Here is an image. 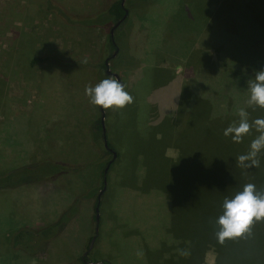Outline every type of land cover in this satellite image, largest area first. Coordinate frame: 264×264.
Instances as JSON below:
<instances>
[{"label": "rangeland", "instance_id": "obj_1", "mask_svg": "<svg viewBox=\"0 0 264 264\" xmlns=\"http://www.w3.org/2000/svg\"><path fill=\"white\" fill-rule=\"evenodd\" d=\"M112 1L0 0V174L44 161L59 171L40 164L39 180L0 189V264H88L93 237L91 263L264 264V223L251 238L214 237L225 197L249 182L264 191V154L259 168L236 162L258 133L238 144L223 135L240 108L264 117L247 103V81L264 69V0L124 1L107 69L134 102L102 108L116 158L94 235L111 154L85 88L112 77L102 63L113 23L94 26ZM87 16L88 26L67 20ZM33 57L47 60L30 66ZM65 210L42 249L13 244L21 230L47 239Z\"/></svg>", "mask_w": 264, "mask_h": 264}, {"label": "clouds", "instance_id": "obj_2", "mask_svg": "<svg viewBox=\"0 0 264 264\" xmlns=\"http://www.w3.org/2000/svg\"><path fill=\"white\" fill-rule=\"evenodd\" d=\"M86 63V61H85ZM249 106L264 109V69L256 71L253 78L247 81ZM85 95L94 106L108 109H123L134 102L125 86L115 77H108L94 87L85 88ZM238 121H233L223 132L224 137H231L232 142L242 143L245 136L253 129L258 135L251 141L249 150L237 157V165L242 169L259 168L261 155L264 154V117L249 119L244 108L238 110ZM217 230L214 237L218 244L226 241L247 239L253 236L256 223H264V191L258 190L254 183H246L242 191L231 198L225 197L222 203V214L215 220ZM182 256L189 255L187 250H179Z\"/></svg>", "mask_w": 264, "mask_h": 264}, {"label": "trees", "instance_id": "obj_3", "mask_svg": "<svg viewBox=\"0 0 264 264\" xmlns=\"http://www.w3.org/2000/svg\"><path fill=\"white\" fill-rule=\"evenodd\" d=\"M61 9H62V7H61ZM61 9L60 10L58 9V11L60 12V13L58 12V14L63 19H65L66 16L62 13V10H64V9H62V10ZM99 14L101 16H104V19H103L104 21L97 22V24H95L94 26H96V25L97 26H99V25H107L109 23H113L114 24L123 15V9L120 7V0L112 1L107 6V8L104 11L96 14L95 16H98ZM92 17H94V15L93 16L92 15L89 16V18H92ZM86 18H88V16L84 17V18H82L80 20H78V19H67V20H69L71 22H81L82 25H86V23L90 24V22L85 21ZM122 22H124V20ZM86 26H88V25H86ZM107 39H108V41H107L108 44L111 45L110 37L107 36ZM46 60H47L46 57H33L29 61V64H30V66H34L35 64L40 63V62H44ZM99 119H100V117H99ZM99 119L96 121V128L98 130H100ZM101 141H102V135H101ZM107 147L112 150V148L110 147V145L108 143H107ZM103 149L105 150V152H107V153L109 152L104 147H103ZM112 163L113 162H111L110 165L108 166L107 171L110 169ZM40 164L43 166V170L47 171L48 175H49L50 169H53V168H54L52 170L53 174L59 172V171H57L58 169L55 168L56 164L52 163V162H48V161H44V162H41L39 164L22 165L20 167H15L9 173L0 174V189L1 188H5V187H17V186H19L21 184H24V183H27V182L39 180L40 177L42 176L40 174V171H41ZM106 164H107V162H105L104 167L106 166ZM58 168L60 169V167H58ZM44 174H45V177H48L46 173H44ZM105 175H103V173L101 171V174H100L101 181L99 183V190L102 187L103 178L106 179ZM104 193H105V191L102 193L101 197L103 196ZM101 197H100V201H101ZM96 201H97V199H95L93 207H95ZM100 201H99V204H100ZM98 207H99V205H98ZM68 210L67 211L65 210L64 212H62V214L59 216V218L57 219V221L55 223H52V224L48 225L47 227H45V228L53 229L52 232H50V233L48 232V235H47L48 238L47 239L44 240V239H42L39 236V232H41V230L37 231L35 234L34 233H29L26 230H21V231H18L13 236V239H12V240H14L13 244L15 246L16 245L17 246L20 245V246H23V248H25V249H29V247L27 248L26 245H21V242H24V244H28V245L31 244L32 245V249L31 250L40 249V248L42 249V247L44 246V243L46 242V240L50 239L57 232H59L63 228V226L65 225L66 221L70 218V217H66L67 216L66 214H67ZM39 244H41V245H39ZM37 245H39V247Z\"/></svg>", "mask_w": 264, "mask_h": 264}, {"label": "water", "instance_id": "obj_4", "mask_svg": "<svg viewBox=\"0 0 264 264\" xmlns=\"http://www.w3.org/2000/svg\"><path fill=\"white\" fill-rule=\"evenodd\" d=\"M122 3H123V0H120V5H122ZM126 15H127V12H126V10H124L122 17L111 27V29L109 31V35L111 37H112L113 30L125 19ZM115 52L111 55V57L115 54ZM105 75H109V76L115 77L120 82V80H119V78H118V76L116 74H113L110 71H108L106 64H105ZM99 110L101 111L99 123H100L101 131H102V145L107 151L111 152V159L107 162V164H106V166L104 167V170H103V175H105L106 172H107L108 166L116 158V155L113 153V151L111 149H109L107 147V142H106L105 134H104V128L102 126V120H103L102 107H99ZM105 182H106V180H105V178H103L102 187H101V189H100V191H99V193L97 195V201H96L95 208H94V221H95L94 235H96V231H97L99 199H100L102 193L105 190ZM93 240H94V237L91 239L89 247H91ZM90 264H102V263L101 262H95V263H90Z\"/></svg>", "mask_w": 264, "mask_h": 264}, {"label": "flooded vegetation", "instance_id": "obj_5", "mask_svg": "<svg viewBox=\"0 0 264 264\" xmlns=\"http://www.w3.org/2000/svg\"><path fill=\"white\" fill-rule=\"evenodd\" d=\"M124 1H125V0H123L122 5H120V7L123 9V11L126 10V9L124 8ZM126 12H127V10H126ZM126 16H127V15H126ZM117 21H118V20H117ZM117 21H116V22H117ZM116 22H115V23H116ZM115 23H114V24H115ZM114 24H112L111 27H112ZM111 27H110V29H111ZM110 29H109V31H110ZM109 31H108V36L110 37L111 45H113V47H114V52H115V51H116V47H115V45H114V43H113L112 37L109 35ZM114 52H113V53H114ZM113 53H112V54H113ZM110 57H111V55L105 57L104 60H103L102 67H103L104 71H105V64L107 65L108 60L110 59ZM107 67H108V65H107ZM109 153L111 154V152H109ZM89 250H90V247H89V249L86 250V251L83 253V255H82L81 261H83V263H88V264L91 263V262H88V261L86 260L87 255H88V253H89Z\"/></svg>", "mask_w": 264, "mask_h": 264}]
</instances>
